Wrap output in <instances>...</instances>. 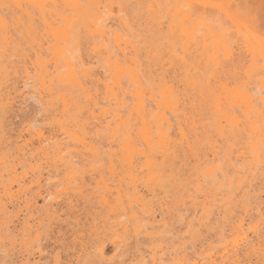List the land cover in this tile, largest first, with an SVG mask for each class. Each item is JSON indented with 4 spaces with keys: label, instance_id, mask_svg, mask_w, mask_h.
Returning a JSON list of instances; mask_svg holds the SVG:
<instances>
[{
    "label": "bare ground",
    "instance_id": "1",
    "mask_svg": "<svg viewBox=\"0 0 264 264\" xmlns=\"http://www.w3.org/2000/svg\"><path fill=\"white\" fill-rule=\"evenodd\" d=\"M101 5L0 0L1 239L21 251L16 262L39 264L32 252L40 256V241L66 222L79 226L67 237L72 264L90 263L104 257L106 243L117 250L142 234L152 245L161 227L158 217L188 213L184 236L171 242L170 251L152 247L150 264H163L164 255L167 264H264V97L256 98L245 83H226L205 99H191L176 85L172 65L144 66L122 29L97 26ZM89 12L94 20L88 64L97 62L99 72L88 67L78 76L68 47ZM229 19L240 34L244 24ZM180 33L186 48L195 40V24ZM223 37L208 27L202 45L193 47L213 73H224ZM253 40L246 31L247 48ZM231 68L235 73L237 67ZM30 85L46 129L31 124L7 135V117L21 107L22 89ZM219 178L226 190L215 207ZM166 182L172 188L168 196ZM78 204L81 210H75ZM208 232L210 244L204 239ZM186 243L199 247L194 255ZM52 261L63 264L57 255Z\"/></svg>",
    "mask_w": 264,
    "mask_h": 264
},
{
    "label": "rangeland",
    "instance_id": "2",
    "mask_svg": "<svg viewBox=\"0 0 264 264\" xmlns=\"http://www.w3.org/2000/svg\"><path fill=\"white\" fill-rule=\"evenodd\" d=\"M99 1L103 8L99 12L97 26L103 30H107L108 28H111L112 30L122 29L125 33V38L131 44L130 46L138 49L139 60L144 66L150 65L152 67H157L162 65L167 68L172 65L173 72L171 75L175 79L176 85L179 86V89L184 88L183 92H186L191 99L198 101L205 99L215 89H218L221 84L226 83L228 86L231 85V87L237 83H245L257 93L256 98H258V94L261 97H264V86H261V84L264 83V0H184V2L181 0ZM229 15L238 17L241 20V23L244 24L241 25V28L239 29L240 34L237 33V28L230 21ZM93 20L94 17L92 12L87 13L85 17H82L79 20L78 25L73 29L72 39L68 47L67 57L73 65L74 72L78 76H81L88 67L93 71L99 72L98 67L100 65L97 62L88 64V61H90L89 51L91 48L89 32L93 29L91 26ZM191 23H194L196 26L195 40L194 42H190L187 47L184 48L181 44L184 43L187 38L181 35L180 29L183 28L188 30L191 27ZM208 27L211 28L214 33H221L224 35L223 38L228 50L226 58L221 60V65L225 67L224 73L221 71L213 73L212 70H210V66L208 67L205 60H203L202 56L204 54L201 50L193 52V47L202 45L201 37L205 35L206 28ZM246 31L251 32L255 36V40L251 41V49L247 48L244 43ZM255 41L258 43L255 44ZM207 42L210 43V40ZM148 52L157 55V59H149V61H146L145 56ZM232 60L234 61L233 63H231ZM231 67H237L235 73L231 71ZM246 68L250 71L249 74L245 73L247 71ZM247 75L249 77H247ZM27 87L26 88L29 90L22 89V91H25V95H27H23L24 99L21 102V107L11 111L10 115L12 117H10V115H8L10 118L7 117V119H11L6 120L7 124L5 125L9 126H7V128L5 126V132L7 135H11L16 131H19L23 126H30L31 124H35L36 127H40L41 125L40 128L46 129L43 122V117H45V115L41 111L40 106H38V99H36L37 101L34 99L36 97L32 91V86L30 85ZM29 91H31V93ZM25 98L28 99H26V102ZM195 106L198 107V102H195ZM257 108L259 111L263 112L262 106L258 101ZM14 111H16V113ZM12 112H14L15 115ZM35 125L31 126L35 127ZM51 180L49 183L47 181V186L54 184V179L53 182H51ZM168 184L169 183L166 182L163 185V190L167 196L170 195L172 189L170 184ZM217 186L219 187V192L217 193L215 207L220 205L221 196L225 193V181L219 178ZM42 204L43 203L40 202L39 206ZM81 209V205L78 208L75 207V210ZM186 214L183 213V217L180 218L177 214H175V216L172 214L170 216L171 219L170 217L164 216L158 217L157 220L159 222H157V224L161 225V227L157 230V233L159 234L158 239H155V242H153L152 245L143 239L142 234L137 238L130 237L125 241V244L117 250L114 249L110 243H106L104 257L102 259L92 258V260H89L90 263L82 261L79 264H150L148 262V257L150 254L149 250H151L152 247L158 251L161 249H169L171 242H178L179 238L184 236ZM63 224L59 233L47 236L48 238L46 237V240L43 238V241H40V244L42 245L40 246V249L42 247L45 248H42V250L44 249L42 253L40 251V256H38L37 253H34L36 250L32 252L31 256H33L35 261L38 260V263L40 262L39 264H42L43 261L41 262V259L44 258V264H55L52 261L54 255L59 257L60 262L62 259L61 263L72 264V260L74 259V256H72L73 250L67 245L70 243L71 238L69 239L67 237H70L71 232L73 229L76 230L77 226L73 225L75 228H72V224L71 226L66 222H63ZM80 227L85 226L80 224ZM211 234L212 232L204 234L206 235L204 236V239H207L205 243L210 244L214 240ZM51 237L56 238L50 239ZM1 238L2 237L0 236V264H20L21 260L19 259L22 258L21 251L18 247H15L16 249L12 248L6 240L3 241ZM2 244L5 246H2ZM186 245H188L186 252H190V254L195 253L199 248L196 245L192 247V249L188 243H186ZM205 245L206 244H204V246ZM57 246L59 247L57 248ZM194 248L195 252L193 251ZM170 250L171 248L169 251ZM50 253L52 255H50ZM158 253H161V251ZM66 254H69V256H66ZM166 254H168L167 251ZM166 256L167 255L163 256V258H165L163 264H167ZM39 257L41 259H39ZM50 257L51 260L49 262L48 260ZM16 258H19L17 259V262L19 263L16 262ZM13 260H15L14 263ZM66 260L69 263H65L67 262Z\"/></svg>",
    "mask_w": 264,
    "mask_h": 264
}]
</instances>
